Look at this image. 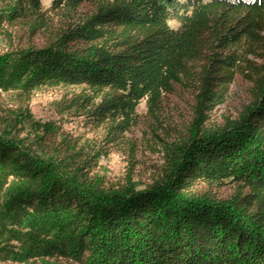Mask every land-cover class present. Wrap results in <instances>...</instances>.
Returning <instances> with one entry per match:
<instances>
[{"label": "trees", "instance_id": "1", "mask_svg": "<svg viewBox=\"0 0 264 264\" xmlns=\"http://www.w3.org/2000/svg\"><path fill=\"white\" fill-rule=\"evenodd\" d=\"M0 34V90L20 102L0 103V263L264 264V0H0ZM238 76L250 102L212 119ZM176 86L190 119L137 180L138 107L158 136ZM58 87L79 90L80 115L127 149L121 181L35 121L34 92Z\"/></svg>", "mask_w": 264, "mask_h": 264}, {"label": "rangeland", "instance_id": "2", "mask_svg": "<svg viewBox=\"0 0 264 264\" xmlns=\"http://www.w3.org/2000/svg\"><path fill=\"white\" fill-rule=\"evenodd\" d=\"M53 0H42L44 9H48ZM18 43V37L15 38ZM10 40L0 34V54L9 48ZM251 84L242 76H238L231 85L225 102L212 113V119L223 122L225 118L238 117L243 108L250 102ZM79 90L72 88H44L34 92L28 106L35 121L53 123L58 131L59 141L83 148L86 152H100L94 171L111 181H121L128 169L129 155L125 147L104 143L103 132L96 129L80 111L74 106V99ZM0 90V103L15 105L20 102ZM18 102V103H17ZM191 94L181 86H176L174 93L166 96L160 123L157 125V136L151 130L154 121L148 115L147 101L143 100L138 107L139 121L130 132L128 138L137 144L136 165L134 177L143 182L150 181L154 172L163 162V150L160 146L161 138L171 139L174 129L187 123L190 119ZM163 125V126H161ZM161 126V127H160ZM168 130V131H167ZM169 137V138H168ZM232 185L220 190L223 197L231 195ZM13 264V263H0Z\"/></svg>", "mask_w": 264, "mask_h": 264}]
</instances>
